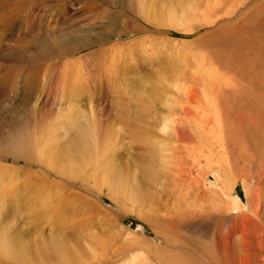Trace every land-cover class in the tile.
<instances>
[{"label":"rangeland","instance_id":"obj_1","mask_svg":"<svg viewBox=\"0 0 264 264\" xmlns=\"http://www.w3.org/2000/svg\"><path fill=\"white\" fill-rule=\"evenodd\" d=\"M138 1L110 7L124 20L91 29L98 45L54 55L77 0H0V264H250L264 248L242 232L264 201V0ZM45 39L53 57L19 59ZM17 134L36 144L18 153Z\"/></svg>","mask_w":264,"mask_h":264},{"label":"bare ground","instance_id":"obj_2","mask_svg":"<svg viewBox=\"0 0 264 264\" xmlns=\"http://www.w3.org/2000/svg\"><path fill=\"white\" fill-rule=\"evenodd\" d=\"M55 1H66V0H55ZM119 0H98L97 2L96 1H94V0H77V3L78 4H80V6L79 7H75V8H77L78 10H77V13L78 14H80V16L79 17H75V18H70L68 21H64L62 24H65V25H68V27L71 29L70 30V32H69V36H64V37H60L59 39H58V41H54L55 42V44H54V47L52 48L53 50H52V53L54 54V55H61V54H63L64 53V51L66 52V53H74L75 51H79V50H81L82 48H84V47H89V46H95V45H98L101 41L99 40V39H97V38H95L96 36H92V34H91V32L93 31V30H91V29H94V28H98V29H102V30H105V31H108V30H110L111 28H113V27H116L117 26V24H118V22L120 21V20H122L123 19V17H124V12H122V11H120V10H117V9H115V10H112V8H110V7H117V6H121L124 10H129L130 12L131 11H133V9H137V11H139L140 10V8H138V7H136L137 5H136V2L135 3H133V4H130V5H128V6H122V5H120V3L118 2ZM138 1V0H137ZM190 1H192V0H190ZM196 1V0H195ZM222 1V0H221ZM139 2V1H138ZM140 2H142V0H140ZM184 2H186V1H184ZM194 2V1H193ZM190 3V2H189ZM138 4V3H137ZM144 4V3H143ZM194 4V3H193ZM104 5L106 6V7H104ZM140 5V4H139ZM138 5V6H139ZM142 6H144V5H142ZM146 6V5H145ZM190 6V5H189ZM188 6V7H189ZM146 7H149V6H146ZM193 7V6H192ZM145 8V7H144ZM151 8H152V6H151ZM185 8V7H184ZM194 8V7H193ZM65 8L63 7L61 10H64ZM141 9H143L142 7H141ZM156 9V8H155ZM147 10V12H148V9H146ZM151 10V9H150ZM152 10H154V9H152ZM172 10V9H171ZM185 10V9H184ZM183 10V11H184ZM191 10H192V8H191ZM140 11H142V10H140ZM186 11V10H185ZM211 11V10H210ZM143 12H145V11H143ZM191 11H189V13H190ZM193 12V11H192ZM129 13V12H128ZM142 13V12H141ZM172 13V12H171ZM182 13V12H181ZM188 13V14H189ZM133 15V14H132ZM173 15V14H172ZM183 16H185V14L183 15ZM130 17V16H129ZM144 17V16H143ZM173 17H174V15H173ZM89 18H91V19H93V24L90 22V23H85V24H83V25H80L79 24V21H76V20H78V19H80V20H84V19H89ZM126 18V17H125ZM128 18V17H127ZM147 18H149V15H148V17ZM172 18V17H171ZM191 18V17H190ZM132 19V18H131ZM124 20V19H123ZM122 20V21H123ZM125 20H127V19H125ZM130 20V19H129ZM121 21V22H122ZM135 21V20H134ZM184 21V20H183ZM174 22V21H173ZM126 23V22H125ZM172 23V22H171ZM128 25V24H127ZM132 25V24H131ZM175 25H178V23L177 24H175ZM179 25H181V24H179ZM129 26V25H128ZM136 26V25H135ZM134 26V27H135ZM182 28V27H181ZM113 29H115V28H113ZM107 33V32H106ZM123 33V32H122ZM96 34V33H95ZM101 34V33H100ZM108 34V33H107ZM48 36V35H47ZM98 36V35H97ZM56 39V38H55ZM28 42V44H29V46H28V49H26V48H24V51H23V55H19L20 57H19V59L20 58H23L22 60L24 61L25 60V58H28L29 60H31V62L33 63H35L36 64V62L38 63L39 61H42V60H48V58L50 57V56H52L51 55V52L49 51V46H47V43H48V40L47 39H45V40H37V41H27ZM27 45V44H26ZM29 50H31V51H33L34 53H32L33 55H31V56H29L28 55V51ZM53 57V56H52ZM182 57V56H181ZM178 58H179V56H178ZM183 59H184V57H183ZM28 60V61H29ZM46 60L44 61V62H46ZM180 60V59H179ZM20 61V60H19ZM23 61H21V62H23ZM26 61V60H25ZM181 61H182V58H181ZM185 61V60H184ZM183 61V62H184ZM43 62V61H42ZM80 62V61H79ZM185 63V62H184ZM39 64V63H38ZM41 64V63H40ZM67 64V63H66ZM69 64H71V63H69ZM68 64V65H69ZM99 64H100V62H99ZM170 64V63H169ZM168 64V65H169ZM183 64V63H182ZM185 64H187V63H185ZM72 65V64H71ZM51 67V66H50ZM73 67H74V65H73ZM73 67H68V66H66V69L67 68H73ZM171 67H173V66H171ZM170 67V68H171ZM175 67V66H174ZM64 68V67H63ZM178 68V67H177ZM2 69V68H1ZM0 69V86L2 87V89H3V87L4 86H6L5 84H7V82H8V80H9V78L11 77V72L9 71V70H6V71H4V72H2V70ZM50 69V68H49ZM74 69V68H73ZM73 69H70V71L72 72L73 71ZM174 69V68H173ZM5 70V69H4ZM68 70L69 69H67V71L66 72H68ZM79 70H80V68H79ZM168 70H169V67H168ZM65 71V70H64ZM64 71H63V74H64ZM181 71H183V70H181ZM70 72V74L72 75V73ZM169 73V72H168ZM181 73V72H180ZM207 73V72H206ZM69 74V73H68ZM215 74V73H214ZM217 74V73H216ZM70 76V75H69ZM217 76V75H216ZM215 77V76H214ZM160 78V77H159ZM162 78V77H161ZM173 78V77H172ZM219 78V77H218ZM175 81V80H174ZM75 82V81H74ZM178 83H179V81H178ZM246 84V83H245ZM229 85V84H228ZM175 86V85H174ZM227 88V87H226ZM239 88V87H238ZM250 88V87H249ZM29 89H31L30 88V84H29V81L27 82V85H25V88H24V90H26V91H28ZM229 89V88H228ZM230 90H232V89H230ZM181 91V90H180ZM185 91V90H184ZM228 91V90H227ZM233 91V90H232ZM231 91V92H232ZM252 91V90H251ZM234 93V92H233ZM187 95H188V93H187ZM192 95V94H191ZM195 96V95H194ZM147 98V97H146ZM145 98V99H146ZM148 99H150V98H148ZM49 100V99H48ZM143 100V99H142ZM189 100V99H188ZM152 101V100H151ZM25 102H29V99H27ZM43 102H45V100L43 101ZM42 102V103H43ZM47 102V101H46ZM145 102V101H144ZM150 102V101H149ZM146 104H147V102H145ZM145 103H143V104H145ZM236 103V102H235ZM38 104H40L39 102H38ZM46 104V103H45ZM139 104V103H138ZM238 104V103H237ZM25 105V104H24ZM35 105V104H34ZM42 105V104H41ZM239 105V104H238ZM143 106H145V105H143ZM142 106V108H144ZM147 106H149L148 104H147ZM236 106V105H235ZM34 107V106H33ZM50 108V107H49ZM141 108V107H140ZM262 108V107H261ZM136 109H138V108H136ZM144 109H146V108H144ZM43 110L44 109H42V107H40V106H36V107H34V108H32L31 109V112H27L26 113V117H27V114L28 115H30L31 117V119L34 121V123L36 122V123H41V121L46 117V115H45V112L43 113ZM89 110L90 111H92L91 110V108H89ZM96 110V109H95ZM148 111L147 112H150L149 111V109H147ZM93 112V111H92ZM138 112V111H137ZM49 113V112H48ZM94 113V112H93ZM97 114V113H96ZM168 117V116H167ZM29 118V119H30ZM26 119V118H25ZM29 119H28V121H29ZM89 119V118H88ZM167 119V118H166ZM179 120V119H178ZM183 120V119H182ZM32 121V122H33ZM168 121H170V119H168ZM91 122H92V119H91ZM166 122H167V120H166ZM171 122V121H170ZM174 122V121H173ZM189 122V121H188ZM36 123H35V125H36ZM44 123V122H43ZM164 123V122H163ZM172 123V122H171ZM195 123V122H194ZM27 124V123H26ZM30 124V123H29ZM33 124V123H32ZM85 124V123H84ZM87 124H88V122H87ZM87 124H85V125H83L82 124V126H81V129H80V131H79V138H80V140H81V142H82V144H83V147H84V149L87 151V156L86 157H90L94 152H95V149H94V145H95V136H94V133H93V131L91 130V129H89L90 127L89 126H87ZM90 124V123H89ZM168 124V123H167ZM179 124V123H178ZM25 125V124H24ZM23 125V126H24ZM28 125V124H27ZM27 125H25V126H27ZM169 125H171V124H168V126H167V128L169 129L170 127H172V126H170L169 127ZM173 126L175 125L174 123L172 124ZM188 125H189V123H188ZM40 126V125H39ZM166 126V125H165ZM190 126V125H189ZM198 126V125H197ZM28 127V126H27ZM32 127V126H31ZM36 127V126H35ZM89 127V128H88ZM184 127V126H183ZM26 128V127H25ZM24 128V129H25ZM30 128V127H29ZM36 128H38V127H36ZM35 128V129H36ZM79 128V127H78ZM164 128V127H163ZM178 128V127H177ZM180 128V127H179ZM31 129V128H30ZM34 129V128H33ZM167 129V130H168ZM171 129H173V128H171ZM184 129V128H183ZM194 129H195V126H194ZM27 131H28V129H27ZM30 131V130H29ZM170 131V130H169ZM181 131V130H180ZM194 131V130H193ZM16 132V131H15ZM22 132V131H21ZM20 132V133H21ZM32 132V131H31ZM30 132V133H31ZM34 133V132H33ZM32 133V134H33ZM174 133V132H173ZM172 133V134H173ZM183 133L184 132H182V135H183ZM179 134H180V132H179ZM178 134V136L180 137V135ZM9 135V134H8ZM21 135V134H20ZM31 135V134H30ZM35 135V134H34ZM33 135V136H34ZM182 135H181V138H182ZM7 136V135H6ZM12 136V135H11ZM29 136V135H28ZM28 136H19L18 134L17 135H15L10 141H12V142H10V144L12 143H16V146L18 145V147L16 148V151L18 152V153H23V152H26L27 150H28V148H32V146H34L33 144L35 143H33V141H31L32 139L31 138H34L33 136H30L31 138H30V142H32L33 144L32 145H30V147H29V137ZM172 136H174V134L172 135ZM176 136V135H175ZM174 136V137H175ZM8 137V136H7ZM183 137H184V135H183ZM180 138V139H181ZM2 139V138H1ZM35 139V138H34ZM184 139H185V137H184ZM262 141V140H261ZM37 142V141H36ZM162 142H164V140L162 141ZM161 142V143H162ZM167 142V141H166ZM165 142V143H166ZM157 143V142H156ZM159 143V142H158ZM8 144H9V142H8ZM36 144V143H35ZM176 146H177V144L176 143H174ZM179 145V144H178ZM256 145V144H255ZM15 146V145H14ZM38 146V145H37ZM37 146H35L36 148H37ZM163 146V145H162ZM160 144H159V147H162ZM176 146H173L172 145V147H176ZM184 146V145H183ZM263 146V145H262ZM179 147V146H178ZM261 147V146H260ZM7 148V147H6ZM5 148V149H6ZM168 148H170L169 146H168ZM155 149H158V148H155ZM165 150H166V148H164ZM175 149V148H174ZM262 149V148H261ZM7 150V149H6ZM30 150V149H29ZM84 150V151H85ZM164 150V151H165ZM198 150V149H197ZM11 151H13V150H11ZM32 151V150H31ZM30 151V152H31ZM153 151V150H152ZM172 151V150H171ZM29 151H28V153H30ZM247 152V151H246ZM13 154V153H12ZM25 154V153H24ZM85 154V153H84ZM83 154V155H84ZM197 154V153H196ZM199 154L200 153H198L197 155L199 156ZM252 154V153H251ZM17 155V154H16ZM27 155V154H26ZM195 155V154H194ZM15 157V156H14ZM17 157H18V155H17ZM83 157V156H82ZM85 157V156H84ZM83 157V158H84ZM192 157V156H191ZM194 157V156H193ZM248 157V156H247ZM163 158V157H162ZM165 158V157H164ZM194 159V158H193ZM258 159V158H257ZM87 160V159H86ZM89 160V159H88ZM152 160V159H151ZM200 160V159H199ZM229 160V159H228ZM82 161H84L83 159H82ZM90 161V160H89ZM160 161V160H159ZM257 161V160H256ZM16 162V161H15ZM229 163V162H228ZM88 164H89V162H88ZM158 164V163H157ZM201 164V163H200ZM250 164V163H249ZM254 164V163H253ZM190 165H192V164H190ZM199 165V164H198ZM258 165V164H257ZM200 166V165H199ZM258 168V167H257ZM200 172V171H199ZM152 174V173H151ZM262 175V174H261ZM264 178V177H263ZM262 181H263V179H261ZM261 180H259V181H261ZM254 182V181H253ZM246 185V184H245ZM256 187H257V184H256ZM119 188V187H118ZM122 188V187H121ZM137 189V188H136ZM202 189V188H201ZM254 189H256L257 190V188H254ZM113 190V189H112ZM263 190V189H262ZM261 190V191H262ZM136 191V190H135ZM227 191V190H226ZM259 191V190H258ZM115 193H117L116 191H115ZM118 193H119V191H118ZM123 193V192H122ZM132 193V192H131ZM130 193V194H131ZM134 193V192H133ZM137 194H139V193H137ZM262 194V193H261ZM264 195V194H263ZM139 196V195H138ZM131 197H132V194H131ZM255 198V197H254ZM261 198H262V196H261ZM260 199V198H259ZM263 199V198H262ZM46 201H47V198L45 199ZM45 201V202H46ZM257 201V203H256V205L254 206V204L252 205L253 206V208H254V214H255V218L253 217H249V216H246L245 217V219H246V221H245V224H244V226H243V228H242V232H247L253 239H251V241L253 240V242L251 243L253 246L254 245H258V246H262V245H264V201L262 200V202H260L259 200H256ZM42 202V201H41ZM48 202H49V200H48ZM43 204V203H42ZM48 205V204H47ZM247 208V207H246ZM203 212V211H202ZM63 215V214H62ZM61 215V216H62ZM203 215V214H202ZM237 215V214H236ZM239 215V214H238ZM237 215V216H238ZM60 216V217H61ZM239 218H240V216H238ZM238 217L236 218V221H237V219H238ZM64 218V217H63ZM242 218V217H241ZM238 221H240L239 219H238ZM239 223V222H238ZM228 227V226H227ZM125 228V227H124ZM237 228H238V225H237ZM124 230H126V229H124ZM238 231H240V230H238ZM134 234V233H133ZM237 234V233H236ZM135 235V234H134ZM137 235V234H136ZM240 236V235H239ZM244 236V235H243ZM248 236V235H247ZM241 237V236H240ZM249 237V236H248ZM229 238V237H228ZM227 240V239H226ZM241 240V239H240ZM243 240V239H242ZM241 240V241H242ZM246 240V239H245ZM245 240H243V242L245 241ZM249 241V240H248ZM242 243V242H241ZM249 243H250V241H249ZM250 245V244H249ZM241 246H243V245H241ZM61 247V246H60ZM65 247V246H64ZM243 248V247H242ZM248 248H250L249 246L247 247V249ZM253 248V247H252ZM259 248V247H258ZM257 247H255L254 248V251L257 249L259 252H257V253H254L253 254V257H251V259H252V261L250 262V264H264V248H262V247H260L259 249H261V250H259ZM62 249V248H61ZM244 250V249H243ZM251 250V249H250ZM249 250V251H250ZM256 250V251H257ZM15 251V250H14ZM246 251V250H245ZM255 251V252H256ZM244 252V251H243ZM243 252H242V254H243ZM0 253L1 254H4V255H13L14 254V252H13V248L10 246V242H8V240L7 239H5V238H3V237H1L0 236ZM18 253V252H17ZM16 253V254H17ZM242 256V255H241ZM250 255H246V257H249ZM243 258V257H242ZM250 258V257H249ZM26 260V259H25ZM243 261H244V259H243ZM135 262V261H134ZM242 264V263H241Z\"/></svg>","mask_w":264,"mask_h":264}]
</instances>
